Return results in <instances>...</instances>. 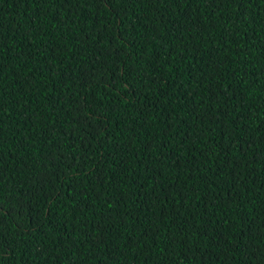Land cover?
<instances>
[{"label": "trees", "instance_id": "1", "mask_svg": "<svg viewBox=\"0 0 264 264\" xmlns=\"http://www.w3.org/2000/svg\"><path fill=\"white\" fill-rule=\"evenodd\" d=\"M0 264H264V0H0Z\"/></svg>", "mask_w": 264, "mask_h": 264}]
</instances>
